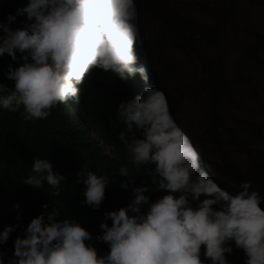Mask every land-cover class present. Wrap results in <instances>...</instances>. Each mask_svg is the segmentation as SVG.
<instances>
[{"label":"clouds","instance_id":"obj_1","mask_svg":"<svg viewBox=\"0 0 264 264\" xmlns=\"http://www.w3.org/2000/svg\"><path fill=\"white\" fill-rule=\"evenodd\" d=\"M0 34V110L19 126L60 109L52 119L75 136L58 162L33 159L22 183L41 211L7 264H264V196L220 180L187 134L138 0H0ZM62 188L87 210H116L92 235L60 216ZM18 227L0 232V246Z\"/></svg>","mask_w":264,"mask_h":264},{"label":"trees","instance_id":"obj_2","mask_svg":"<svg viewBox=\"0 0 264 264\" xmlns=\"http://www.w3.org/2000/svg\"><path fill=\"white\" fill-rule=\"evenodd\" d=\"M200 13L209 18V22L198 21L190 16L181 14L171 7L165 0H138L142 14L143 29L146 22L152 20L159 24L164 36H172L176 47L183 53L195 54L198 58L200 81L199 85L207 93L208 109L204 120L201 135L194 139L204 143L208 141L218 158L216 176L235 191L244 181H250L264 196V171L258 159L252 155V151L242 147L232 131L224 125L223 115L219 109L221 97H226L229 90V78L226 69V52L235 50L256 63H263L262 51L264 50L263 37L259 31L252 29L251 25L244 22L245 15H240L237 10V0H216L210 3L205 0H193ZM243 22H240L238 16ZM239 20V21H238ZM248 26L246 30L249 43L239 48L231 44L229 33L232 29L240 30L241 26ZM146 33V32H145ZM1 35V34H0ZM197 40H202L213 50L209 55L201 52ZM149 49L154 63L163 66L164 63L155 55L154 49L149 43ZM159 46L160 43H157ZM0 64V71H1ZM239 78L242 76L238 74ZM170 92L175 111H178L181 100ZM63 114L60 109H53L52 115L41 122L21 123L14 126L20 119L18 116L9 115L0 110V232L6 226L18 224L16 232L12 234L7 244L0 246V251L6 253L5 262L14 254V240L22 237L24 229L31 220L39 215L41 205L34 194L37 192L23 185L22 181L31 171L34 158L45 157L58 162V153L65 142H69L75 136L64 124H56L52 117ZM251 131L256 135H264V124L248 123ZM29 134L27 128H29ZM227 131L231 139H221L220 130ZM28 137L24 144H16L17 138ZM227 144L242 148L249 156V167L245 170L239 168L225 149ZM76 159L65 158L64 167L71 168ZM38 194V193H37ZM63 219H73L79 222L92 235L100 219L105 220V213L116 210L111 205H101L100 210H87L69 188H62L61 195L56 199ZM19 205V209L15 206ZM18 216L20 219H18ZM103 245V244H102ZM105 246V245H104Z\"/></svg>","mask_w":264,"mask_h":264},{"label":"rangeland","instance_id":"obj_3","mask_svg":"<svg viewBox=\"0 0 264 264\" xmlns=\"http://www.w3.org/2000/svg\"><path fill=\"white\" fill-rule=\"evenodd\" d=\"M165 1L185 16H190L198 21H210L200 13L193 0ZM205 1L214 3L216 0ZM237 10L240 15L247 17L244 18L246 25L249 24L253 27L252 29L259 31L264 43V0H237ZM237 18L243 22L239 16ZM247 28L248 26L243 25L240 30L232 29L229 33L231 44L239 48L249 43L247 33L251 32L246 30ZM145 32L147 43H151L155 55L164 63L163 66L155 64L157 77L163 86L174 94L176 99L181 100V105L175 113L187 134L193 139L202 133L209 102L206 91L199 85L198 58L195 54L190 52L186 54L179 50L173 37L164 36L159 24L152 20L146 22ZM157 43L160 45L158 46ZM197 44L201 52L213 54L212 48L202 40H197ZM262 52L264 59V50ZM226 69L230 88L226 97H221L218 103L224 125L242 143V147L252 151V155L258 159L262 171H264V135L259 136L253 133L248 124H264V64L256 63L241 52L231 49L226 52ZM238 74L242 76V79ZM220 135L223 140L231 139L230 134L223 129L220 130ZM195 143L202 150L210 168L215 173L219 161L211 144L208 141L198 142L197 139H195ZM225 149L239 168L245 170L249 167L250 158L242 148L227 144ZM251 185L252 190H255L256 186L252 183ZM259 193L262 196V193Z\"/></svg>","mask_w":264,"mask_h":264}]
</instances>
